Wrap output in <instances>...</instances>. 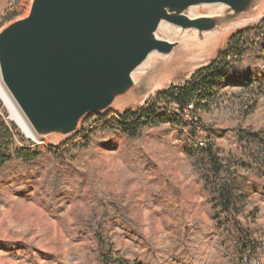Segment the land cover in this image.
Masks as SVG:
<instances>
[{
  "label": "rangeland",
  "instance_id": "rangeland-1",
  "mask_svg": "<svg viewBox=\"0 0 264 264\" xmlns=\"http://www.w3.org/2000/svg\"><path fill=\"white\" fill-rule=\"evenodd\" d=\"M30 4L31 0H0V30L25 17ZM216 10L223 7L200 6L191 13L195 18ZM263 17L264 10L254 20L229 30L208 57L185 64L187 58L177 56L178 50L195 32L164 25L169 31L161 28L158 37L178 43L177 47L166 56L151 54L133 75L135 83L141 76L148 79L151 75L150 93L117 104L106 114L81 120L78 132L65 138H28L10 119L0 97L5 120L40 155L31 174L0 176V264H106L110 256L124 263L227 264L230 259L216 255L209 239L212 223L207 196L186 154L188 128L173 123L148 126L134 139L114 128L112 137L104 141L97 131L102 123H112L126 112L155 103L157 95L169 87L188 83L223 53L233 35L255 28ZM260 59L264 64L263 48ZM240 61L245 63L246 56ZM166 76L169 79L152 88L155 79ZM247 80L251 84L244 86L240 78L226 79L209 100L207 112L193 114L200 117L201 127L217 135L216 146L223 155L235 151L230 142V132L235 129L264 136V69L255 70ZM161 105L175 112L176 106ZM188 111L185 117L190 118ZM16 144H20L18 139ZM48 174L64 179L54 196L46 186ZM167 188L170 195L175 194L177 213L184 221L182 233H186L172 256L155 251L173 249L169 226L174 224L175 208L163 191ZM256 202L261 215L255 225L264 240V193L257 194ZM119 217L130 219L138 230H130ZM184 247L189 258L183 262L176 256ZM156 255L160 259L156 260Z\"/></svg>",
  "mask_w": 264,
  "mask_h": 264
},
{
  "label": "water",
  "instance_id": "water-1",
  "mask_svg": "<svg viewBox=\"0 0 264 264\" xmlns=\"http://www.w3.org/2000/svg\"><path fill=\"white\" fill-rule=\"evenodd\" d=\"M259 1L31 0L25 17L0 30V81L34 140L65 138L81 120L150 93L151 75L136 83L133 75L151 54L177 47L158 37L164 25L202 36ZM200 6L223 7L222 14L190 17Z\"/></svg>",
  "mask_w": 264,
  "mask_h": 264
},
{
  "label": "trees",
  "instance_id": "trees-1",
  "mask_svg": "<svg viewBox=\"0 0 264 264\" xmlns=\"http://www.w3.org/2000/svg\"><path fill=\"white\" fill-rule=\"evenodd\" d=\"M262 48L264 17L255 28L233 35L223 53L209 67L198 71L188 83L169 87L157 95L155 103L135 112H126L119 120L110 121L112 123H102L97 131L100 140L104 141L112 137L114 128L131 139L137 138L145 127L158 124L173 123L188 128L186 154L207 196L212 223L209 239L216 255L223 254L230 259L227 264H264V240L255 225L261 215L256 196L264 193V136L245 128L235 129L230 132V142L235 151L223 155L216 146L217 135L211 134L209 128L201 127L200 117L193 114L196 111L207 112L209 100L217 95L215 92L226 79L240 78L244 86L250 85L247 78L255 70L264 69L260 59ZM245 56L244 63L240 60ZM256 83L262 86L259 80ZM161 104L176 106L175 112L162 108ZM187 111L191 114L190 118L185 117ZM28 146L17 128L8 123L0 112V176H23L35 170L40 155ZM63 182L60 175H46V186L53 196L61 190ZM169 190L163 191L170 197V206L175 208V221L169 226L174 236L173 249L170 252L155 250L157 253L165 252L166 256L173 255L186 234L182 233L184 221L177 213L175 194L170 195ZM119 219L130 230H138L127 217ZM155 258L160 259L157 255ZM176 258L183 262L188 260L189 250L184 247ZM105 262L140 264L138 261L119 262L112 256L107 257Z\"/></svg>",
  "mask_w": 264,
  "mask_h": 264
},
{
  "label": "bare ground",
  "instance_id": "bare-ground-1",
  "mask_svg": "<svg viewBox=\"0 0 264 264\" xmlns=\"http://www.w3.org/2000/svg\"><path fill=\"white\" fill-rule=\"evenodd\" d=\"M197 7L193 8L195 10ZM264 10V0H260L255 8L252 10L251 14H248L244 17H241L237 20H235L232 24L229 25H223L220 28L211 31L209 33H205L202 36L197 35L196 33L192 34L189 37H186L184 39V43L182 47L178 50L177 56H180L181 58H187L184 62H190L194 61V59L202 58V57H208L213 50H215L220 42L223 40V36L228 33L229 30H231L234 27L242 26L246 24L249 21L254 20L257 18L261 12ZM191 11V10H190ZM191 11V12H192ZM222 11L216 10L215 12L209 14V16H221ZM190 17H194L193 14H190ZM166 28L168 31L169 29L165 26H163V29ZM177 60V59H176ZM152 64V63H151ZM139 68L136 70L138 71ZM167 79H169V76L162 77L155 79V84L152 86V88H156L159 86V84L165 82ZM0 97L2 98V101L5 102L9 113H10V119L20 128V130L27 136L28 138H31L34 140L33 135L31 133V130L25 121L24 117L21 115L20 111L4 89L1 81H0ZM135 96L129 97L123 101L119 102V105L123 104L125 101L128 102L129 100L133 99Z\"/></svg>",
  "mask_w": 264,
  "mask_h": 264
}]
</instances>
